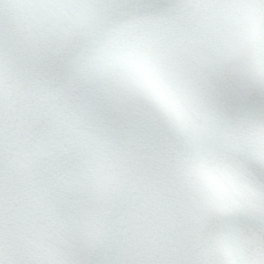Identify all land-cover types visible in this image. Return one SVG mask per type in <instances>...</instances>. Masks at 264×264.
Instances as JSON below:
<instances>
[{"label":"snow or ice","instance_id":"1","mask_svg":"<svg viewBox=\"0 0 264 264\" xmlns=\"http://www.w3.org/2000/svg\"><path fill=\"white\" fill-rule=\"evenodd\" d=\"M0 264H264V0H0Z\"/></svg>","mask_w":264,"mask_h":264}]
</instances>
